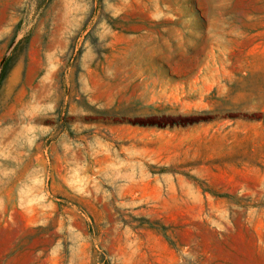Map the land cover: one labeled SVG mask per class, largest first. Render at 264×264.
I'll return each instance as SVG.
<instances>
[{"label":"rangeland","instance_id":"rangeland-1","mask_svg":"<svg viewBox=\"0 0 264 264\" xmlns=\"http://www.w3.org/2000/svg\"><path fill=\"white\" fill-rule=\"evenodd\" d=\"M0 264H264V0H0Z\"/></svg>","mask_w":264,"mask_h":264},{"label":"trees","instance_id":"trees-1","mask_svg":"<svg viewBox=\"0 0 264 264\" xmlns=\"http://www.w3.org/2000/svg\"><path fill=\"white\" fill-rule=\"evenodd\" d=\"M6 67H7V64H6ZM7 70V69H6ZM6 70L4 69L3 73H2V77L5 78V75H6Z\"/></svg>","mask_w":264,"mask_h":264}]
</instances>
